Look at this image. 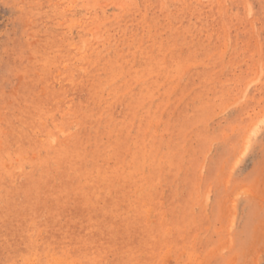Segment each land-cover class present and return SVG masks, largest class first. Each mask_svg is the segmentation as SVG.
Wrapping results in <instances>:
<instances>
[{"label":"rangeland","instance_id":"1","mask_svg":"<svg viewBox=\"0 0 264 264\" xmlns=\"http://www.w3.org/2000/svg\"><path fill=\"white\" fill-rule=\"evenodd\" d=\"M0 264H264V0H0Z\"/></svg>","mask_w":264,"mask_h":264},{"label":"bare ground","instance_id":"2","mask_svg":"<svg viewBox=\"0 0 264 264\" xmlns=\"http://www.w3.org/2000/svg\"><path fill=\"white\" fill-rule=\"evenodd\" d=\"M184 73V72H183ZM177 82V81H176ZM132 88V87H131ZM132 125V124H131ZM27 126V125H26ZM145 172V171H144Z\"/></svg>","mask_w":264,"mask_h":264}]
</instances>
